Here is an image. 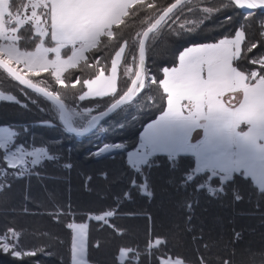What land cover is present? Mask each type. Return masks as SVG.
<instances>
[{"label":"snow or ice","instance_id":"1","mask_svg":"<svg viewBox=\"0 0 264 264\" xmlns=\"http://www.w3.org/2000/svg\"><path fill=\"white\" fill-rule=\"evenodd\" d=\"M190 5L192 0H173L165 6L158 5L156 0H0V69L18 86L15 95L0 92V100L21 103L18 97H23L35 103L36 99H42L65 111L67 102L62 99L61 91L41 86L38 78L41 73H47L49 79L64 89L67 87L64 73L81 65L98 67V71L94 79L76 78L75 84H80L81 90L72 94L73 101L102 104V115L141 104L145 108L156 106L157 101L149 95L150 86L156 85L166 94V107L164 96H160L162 114L147 125L139 147L132 151L140 165H148L149 158L156 153H166L170 166L177 171L182 169V184L187 186L192 182L194 191L207 188L210 197L222 195L224 182L241 169L251 175L258 173L264 184V0H221L203 9ZM229 9L246 10L243 13L246 17L253 16L251 10L259 9L261 18L240 23L230 34L231 38L225 36L215 43L185 48L179 54L178 66L164 67L159 81L148 75L146 45L150 38L203 31L206 20ZM226 19L230 21L232 17L226 16ZM136 24L141 27L133 37L132 50L126 58L129 42L125 36ZM249 28L253 31L246 37ZM29 39L32 50L22 45V41ZM110 45L113 46L110 67L100 66L101 55ZM122 62L127 80L124 87L118 88ZM146 81L149 90L143 91ZM83 111L88 114L92 108L85 106ZM6 127L11 129V125ZM17 139L18 136L12 140L13 150L21 155L9 167L33 171L40 168L46 161L45 154L34 148L25 152V145L17 144ZM181 153L186 156L177 161ZM28 156L33 158L31 165L26 160ZM127 166L133 170L130 185L138 186L140 192L151 197L150 173L141 167ZM200 173H210V176L195 184ZM221 174L219 189L205 186L208 179ZM102 175L108 173L102 172ZM15 177L23 174L17 172ZM136 177L140 178L139 183ZM86 179L90 181L92 177ZM128 195L124 193V197ZM115 214L110 210L95 219L106 222ZM190 221L191 215L185 227L189 232ZM67 227L74 233L71 264H88L85 260L88 225L70 223ZM8 232L18 236L13 229ZM199 238L194 236L193 240ZM7 239V232L0 236V249L20 259L22 264L24 257L37 255L36 251L25 252L19 245L4 243ZM119 251L121 256H127L132 250L121 248ZM197 260L199 264H208L199 256ZM165 264H186V258L166 260Z\"/></svg>","mask_w":264,"mask_h":264},{"label":"trees","instance_id":"2","mask_svg":"<svg viewBox=\"0 0 264 264\" xmlns=\"http://www.w3.org/2000/svg\"><path fill=\"white\" fill-rule=\"evenodd\" d=\"M161 1L164 0H156L157 4ZM197 2L200 3L192 6L203 9L219 4L221 0ZM243 13L241 9L218 13L205 21L203 31L192 35L150 38L146 48L148 75L159 81L162 69L177 66L179 54L185 48L199 43H215L225 36L231 38L230 34L240 23L261 18L259 9L253 11L252 17ZM226 16L232 19L229 21ZM140 27L136 24L125 36L129 42L126 58ZM252 31L249 28L246 37ZM22 45L32 50L30 39L22 41ZM112 47L110 45L101 55L100 66L110 67ZM124 69L122 62L118 88L124 87L127 80ZM97 71L98 67L81 65L69 69L64 77L71 74L83 80L94 79ZM1 85L17 86V82L11 80L3 69H0V90L12 94L18 91H6ZM150 88L149 95L157 101L156 106L145 108L141 104L129 110H118L98 126L103 133L100 135L102 140H98L96 145L90 140H95L94 136L79 138L69 134L60 119V111L49 101L36 99L37 104L29 102L28 106L21 101L11 104L14 107H10L9 103L0 104V127L11 125L15 137L18 136L17 144L23 143L26 149L44 148L49 155L40 168L23 177H15L17 169L6 165L5 151L0 149L1 168L5 173L13 174L7 182L4 176L1 180L0 236L7 232L6 243L19 245L25 252H37L35 257H24L23 264H71L73 231L67 227L70 223L88 225L87 261L90 264H129L130 260L132 264H162L175 258H186V264H199L198 256L208 264H250V261L264 264V190L257 189L251 180L235 175L224 183L226 187L222 195L210 197L207 188L194 191L192 182L184 186L180 181L182 169L177 171L170 166L167 157L158 155L142 168L150 173L148 190L152 196L140 192L138 186L134 188L130 185L133 170L127 166L130 165L128 153L138 147L144 128L162 114L160 96H164L166 107V94L162 89H157L156 85ZM148 90L146 81L143 91ZM99 109L101 113L104 105L101 104ZM110 145L123 147V150L100 155V150ZM10 148L13 149V145ZM183 158H177V161ZM102 172L108 175L104 176ZM89 176L92 179L87 181ZM205 176L210 174H198L194 183L203 182ZM136 179L139 183L140 178ZM50 181H56L55 184L63 187V200L60 206L47 208L36 202L34 191L48 190ZM219 181V178L211 177L205 186L219 189L222 186ZM125 192L129 193L127 198L124 197ZM80 195L82 199L96 196L100 202L92 209L79 210L76 201ZM189 204L191 208L187 206ZM110 210L116 214L107 218L106 222L95 219ZM189 215L190 232L185 230ZM8 229H13L18 236H12ZM194 236L200 238L193 240ZM156 240L161 243L157 244ZM121 248L132 250L124 260L119 251ZM250 256L254 259L250 260ZM0 264L22 262L0 249Z\"/></svg>","mask_w":264,"mask_h":264},{"label":"rangeland","instance_id":"3","mask_svg":"<svg viewBox=\"0 0 264 264\" xmlns=\"http://www.w3.org/2000/svg\"><path fill=\"white\" fill-rule=\"evenodd\" d=\"M194 1L195 2H192V4H199L200 3V2H197V0H194ZM169 2H173V0H164V1L158 2V5L164 6L166 3H169ZM190 6H192V5H190ZM241 10H242V12L246 11V10H243V9H241ZM254 10H256V9H253L251 11L253 12ZM67 71L65 73H67ZM119 71H120V68H119ZM106 75H108V74H106ZM118 75H119V72H118ZM75 79H76V77L71 76V74L68 75V77L65 78V83H66L67 87L64 88V89H61V87L58 84H55L53 79H49L48 78V74L47 73H41L40 78H38V83H40L41 86L47 85L50 88V90L54 87L55 90L61 91L62 98L65 99V101L67 102V108H69L68 109V112H69L68 114H69V116L71 118L70 120H71L72 124L74 126H76L77 128H79V127L80 128H84V127L87 126V124L89 123V121L91 120L92 117H94L95 115L99 114L98 111L100 110L99 108H100L101 104L91 105V104L88 103L87 100L86 101H80V102H74L73 98H72V94L74 92L79 93L80 90H81V85L80 84H75V82H73V81H75ZM118 79H119V77H118ZM80 80L83 81V78H80ZM74 84H75V86L73 87ZM1 88L6 90V91L18 90V86L1 85ZM0 92H2V91L0 90ZM13 93L14 94L5 92V94H11V95H15L17 92L13 91ZM18 98H20V100L22 101L23 105H25V106H28L29 102L33 103L31 99H25L23 97H18ZM3 103H9L10 107H14V106H11V104H19V103H15L13 101H10V100H0V104H3ZM34 104H37V102H35ZM85 106L91 107L92 111H90L88 114H85L84 111H83ZM49 108H53V107L49 106ZM78 112H79V115H77ZM95 130L92 133H90L91 135L90 134L87 135V136H89V138L94 136L95 140H92V138L90 139L91 143L93 142V144H95L98 140H102L100 135H102L103 131L100 128H98L96 131ZM14 135H15V131L12 128L9 129L8 127H0V148L5 151V154H6L5 157H6V159L8 160V162L10 164H12L13 161L15 159H18L19 156H20V154L18 156H14L16 151L10 149V147L13 145L12 140L14 138ZM88 144H90V143H88ZM34 149L37 152L44 153L45 154L44 159L49 158V155H48L46 149H44V148H34ZM25 152H27V151H25ZM5 157H4V160H5ZM29 159H30V156L26 157L27 161ZM133 159H135L134 158V154H133L132 151H130L129 152V156H128L129 163L131 165H134L137 169L140 168V167L142 168L144 166V165H140L141 162H138L137 160H135V163H134ZM5 162H6V160H5ZM32 163H33V160H30L28 162L29 165H31ZM144 163H147V162H144ZM6 165H7V162H6ZM22 169H23V171L21 169H17V172L22 173L23 176L28 174V173H30V171L32 170L30 168H29L30 170L29 169H25L24 167ZM83 171L84 170H82V168H81V172H83ZM81 172H79V173H81ZM11 176H13V174L5 173V171L0 166V191L3 188V185L1 184V180L4 178L5 182H7L9 180V177H11ZM74 180H73V182H74ZM50 182H51V184L49 185L48 190L43 191V189H38V190L34 191V197H35L36 202L39 205H47L48 208H50L52 206H60V204H61V202L63 200V196H62L63 195V187L60 186V185L55 184L54 182H56V181H50ZM98 194H96V196H98ZM85 196H87V195H85ZM96 196H89V197H86V198L82 199L81 195H80V196H77V199L81 203V206H84L83 210H86V209H92L93 207H95V205L97 203L100 202V199L97 198ZM14 198L15 197H13V199ZM13 199H10V200H13ZM78 201H76L77 204L79 203ZM165 202L167 204H169L168 201H165ZM174 204H176V203H174ZM75 224H78V223H75ZM35 227H37V226H35ZM249 258H250V260L253 259L251 256ZM175 259H177V258H175ZM170 260H173V259H170ZM162 264H165V261Z\"/></svg>","mask_w":264,"mask_h":264},{"label":"water","instance_id":"4","mask_svg":"<svg viewBox=\"0 0 264 264\" xmlns=\"http://www.w3.org/2000/svg\"><path fill=\"white\" fill-rule=\"evenodd\" d=\"M147 48V45H146ZM50 102V101H49ZM57 107V106H56ZM58 110L60 111V119L62 121V123L65 125V127L67 128V131L69 134L75 135L79 138L85 137L87 135H89L90 133H92L105 119H107L108 117H110L111 115H113L114 113L110 112L108 115H102V113H99L96 116H99V119H92L89 121V123L87 124V126L80 130L77 129L73 126L71 120L69 119V114L67 112V110L62 111L59 107H57ZM118 111V110H117ZM123 150V147H117V146H106L104 147L102 150H100V155H109L112 153H115L117 151H121Z\"/></svg>","mask_w":264,"mask_h":264},{"label":"crops","instance_id":"5","mask_svg":"<svg viewBox=\"0 0 264 264\" xmlns=\"http://www.w3.org/2000/svg\"><path fill=\"white\" fill-rule=\"evenodd\" d=\"M178 66V65H177ZM152 123V122H151ZM147 127V126H146ZM145 127V128H146ZM144 128V129H145ZM144 131V130H143ZM199 131H201V133H202V130H199ZM143 133V132H142ZM142 135V134H141ZM195 135V134H194ZM14 137H15V135H14ZM139 144H140V142H139ZM138 147H139V145H138ZM137 147V148H138ZM136 148V149H137ZM1 149V148H0ZM11 149V148H10ZM135 149V150H136ZM3 150V149H2ZM11 150H13V149H11ZM28 150H30V149H26L25 148V151H28ZM135 150H133V151H135ZM21 155V153H19V152H16L15 154H14V156H18V155ZM133 154H134V158L135 159H133V162L135 163V160H137L136 159V154L133 152ZM158 155H161V156H165V157H167V154L166 153H156L154 156H152V157H150L149 158V162L154 158V157H156V156H158ZM189 157H190V154H187ZM5 156H6V154H5ZM128 156H129V153H128ZM186 156V154H184V153H181L180 155H179V157H177V158H180V157H185ZM194 158V157H193ZM46 159H49V158H46ZM45 159V160H46ZM195 159V158H194ZM5 160H6V162H7V165H8V167H9V165H11L9 162H8V160L6 159V157H5ZM16 160V159H15ZM30 160H33V158L32 157H30V159L27 161V162H29ZM129 162V161H128ZM130 164V163H129ZM131 165V164H130ZM144 166H146V165H144ZM143 166V167H144ZM142 167V168H143ZM9 168H12V169H21L22 171H23V167H19V168H13V167H9ZM29 169V168H28ZM31 169V168H30ZM29 169V170H30ZM200 174H202V173H200ZM210 174V173H209ZM235 175H242L243 177H245V178H247V179H249V180H251L252 181V183L257 187V189H259L260 191H263L264 190V184H262L261 182H260V179H259V174L257 173L256 175H251V174H249L248 172H247V170H244V169H241L239 172H235V173H233L232 174V176H231V178H230V180L232 179V177L233 176H235ZM222 177H223V174H221L219 177H213V178H219L220 180L222 179ZM225 182H227V181H225ZM224 182V183H225ZM44 207H47L48 208V206L47 205H44ZM77 207H79V209H83V206H81V203H78L77 204ZM78 224H81V223H78ZM83 224H87V223H83ZM73 231V230H72ZM73 235H74V233L72 234V237H73ZM4 243H6V241H3ZM86 244H87V248H88V228H87V238H86ZM126 258V256H121V259L122 260H124ZM85 260L87 261V252H86V254H85ZM88 262V261H87ZM88 264H90L89 262H88Z\"/></svg>","mask_w":264,"mask_h":264}]
</instances>
